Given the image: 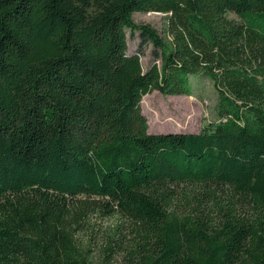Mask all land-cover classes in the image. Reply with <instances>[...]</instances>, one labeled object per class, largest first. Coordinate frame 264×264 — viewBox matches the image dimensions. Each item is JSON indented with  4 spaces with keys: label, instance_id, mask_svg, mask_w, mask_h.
Wrapping results in <instances>:
<instances>
[{
    "label": "trees",
    "instance_id": "obj_1",
    "mask_svg": "<svg viewBox=\"0 0 264 264\" xmlns=\"http://www.w3.org/2000/svg\"><path fill=\"white\" fill-rule=\"evenodd\" d=\"M193 76L217 119L150 132L143 98ZM96 208L136 225L121 264H264V0H0V264H93Z\"/></svg>",
    "mask_w": 264,
    "mask_h": 264
},
{
    "label": "rangeland",
    "instance_id": "obj_2",
    "mask_svg": "<svg viewBox=\"0 0 264 264\" xmlns=\"http://www.w3.org/2000/svg\"><path fill=\"white\" fill-rule=\"evenodd\" d=\"M230 17L239 19L235 14ZM134 20L149 24L164 34L166 16L161 12H136ZM128 52L139 51L141 38L138 31L127 30ZM141 62L144 70L153 63V45L143 46ZM194 95H163L158 91L143 98V113L152 133L199 132L217 119L219 95L213 82L206 77L193 76ZM135 223L120 213L106 215L101 209H91L75 231V241L86 252L93 264H121L129 253L136 233Z\"/></svg>",
    "mask_w": 264,
    "mask_h": 264
}]
</instances>
